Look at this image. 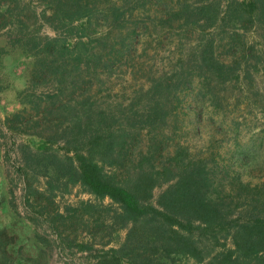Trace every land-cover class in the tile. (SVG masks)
Here are the masks:
<instances>
[{
  "label": "trees",
  "instance_id": "trees-1",
  "mask_svg": "<svg viewBox=\"0 0 264 264\" xmlns=\"http://www.w3.org/2000/svg\"><path fill=\"white\" fill-rule=\"evenodd\" d=\"M0 33L33 58L4 124L41 144L20 171L62 244L88 264H264V180L243 171L264 146V0H0ZM73 187L97 202L55 209Z\"/></svg>",
  "mask_w": 264,
  "mask_h": 264
},
{
  "label": "rangeland",
  "instance_id": "rangeland-1",
  "mask_svg": "<svg viewBox=\"0 0 264 264\" xmlns=\"http://www.w3.org/2000/svg\"><path fill=\"white\" fill-rule=\"evenodd\" d=\"M41 33L49 37L56 35L48 26H43ZM248 38L251 41L254 39L251 31L248 32ZM73 42L74 39L70 43ZM159 59H165V55L162 54ZM32 62L33 58L25 55L20 48L10 43L5 34L0 33V264H88L95 260L96 252L89 254L79 252L76 248H67L57 234L48 228L43 221L44 218L35 212L36 202L32 198L26 199V185L43 188V178H33L31 174L24 176L20 171V150L23 145H30L37 151L41 147L39 140L13 134L4 124L7 116L23 108L21 94L30 84ZM256 76L257 74H254L253 77ZM259 82L264 83V77L259 78ZM40 88L50 91L47 86ZM257 130L256 127L253 129L247 127L239 141L247 143ZM220 137L218 134V138ZM189 138L193 146L201 150L208 138L207 131L203 129L202 136L192 133ZM232 142L226 141L222 149L223 157L220 158L235 161L238 159L231 157ZM256 152L252 150L250 154L252 156L249 158L251 164L243 169L244 180L247 182L258 183L260 179L264 180V146L259 153ZM160 192L161 189H157L156 196ZM55 201V209L59 210L81 202H97L80 187H73L68 193H58ZM101 203L108 205L110 202L104 200ZM37 209L38 206L36 211ZM126 235L125 229L117 232L106 250L119 248L124 243ZM96 248L100 249L99 245ZM179 264L200 263L184 260Z\"/></svg>",
  "mask_w": 264,
  "mask_h": 264
}]
</instances>
